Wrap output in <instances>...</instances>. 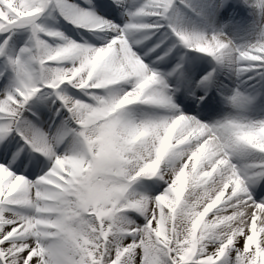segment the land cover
Returning a JSON list of instances; mask_svg holds the SVG:
<instances>
[{
    "label": "snow or ice",
    "instance_id": "6c2138e0",
    "mask_svg": "<svg viewBox=\"0 0 264 264\" xmlns=\"http://www.w3.org/2000/svg\"><path fill=\"white\" fill-rule=\"evenodd\" d=\"M0 264H264V0H0Z\"/></svg>",
    "mask_w": 264,
    "mask_h": 264
},
{
    "label": "rangeland",
    "instance_id": "374dc122",
    "mask_svg": "<svg viewBox=\"0 0 264 264\" xmlns=\"http://www.w3.org/2000/svg\"><path fill=\"white\" fill-rule=\"evenodd\" d=\"M131 2L138 4V3L142 2V0H131ZM49 23H51V22H49ZM58 26H62L63 28L67 29L70 32L69 33L70 34L69 35L70 36L69 37L70 39L75 40L77 42H82L79 39V37L84 35V30L83 29H76V28H74L73 25L68 24L62 18L59 20V24L56 25L57 28H58ZM77 33H79V35H77ZM242 36H245V34L243 33ZM85 39H87L86 36H85ZM209 70H211V69L209 68ZM37 127H39L41 131H44V132H47L48 131V124L47 123H45L43 125H37ZM145 183H155V181L142 182L141 184L137 185L138 190H143Z\"/></svg>",
    "mask_w": 264,
    "mask_h": 264
},
{
    "label": "bare ground",
    "instance_id": "6f19581e",
    "mask_svg": "<svg viewBox=\"0 0 264 264\" xmlns=\"http://www.w3.org/2000/svg\"><path fill=\"white\" fill-rule=\"evenodd\" d=\"M58 30L64 32V34H65L66 36L70 37V36H69V35H70V34H69L70 32H69L68 30H66L65 28H63V27L60 28V27H59ZM242 34H243V33H242ZM242 34L236 38V41H235L236 43H238V44H242V43H245V42L247 41V39H248L247 35L245 34V36H242ZM222 79L224 80V82L227 84V86H228L229 88H235V87H236V85H235L234 83H232L230 80L227 79V76L222 77ZM248 83L251 84V83H254V81H249ZM216 96H217V95H216ZM218 102H220V107L223 108V110H222V114H223L224 112H227V111L230 110L229 108L225 107L223 101H221V100L219 101V100H218ZM253 111H254V112L256 111V107H255V106H253Z\"/></svg>",
    "mask_w": 264,
    "mask_h": 264
}]
</instances>
